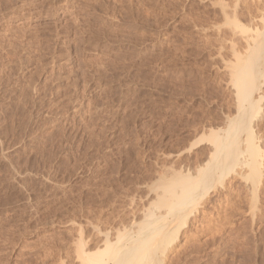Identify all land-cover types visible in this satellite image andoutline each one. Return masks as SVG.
<instances>
[{
	"label": "rangeland",
	"instance_id": "obj_1",
	"mask_svg": "<svg viewBox=\"0 0 264 264\" xmlns=\"http://www.w3.org/2000/svg\"><path fill=\"white\" fill-rule=\"evenodd\" d=\"M209 1L0 0V264H78L205 159L236 113ZM219 185L166 264H264V183Z\"/></svg>",
	"mask_w": 264,
	"mask_h": 264
},
{
	"label": "bare ground",
	"instance_id": "obj_2",
	"mask_svg": "<svg viewBox=\"0 0 264 264\" xmlns=\"http://www.w3.org/2000/svg\"><path fill=\"white\" fill-rule=\"evenodd\" d=\"M209 2L217 9L211 13L205 10V25L209 27L212 22L214 25L220 18L227 25L225 29L220 24V27H211L217 28L212 32V36L216 32L215 42L220 46L217 57L221 56L223 68L230 70L228 88L234 94L236 113L224 116V127L210 129L205 140L211 148L205 159L198 160V166L186 170L180 166L179 170L169 169L160 176L158 185L155 184L158 187H153L154 197L147 208L144 206L140 222L127 226L123 222L124 227L115 234L114 231L110 234V230L104 232L103 248L95 251L92 246L87 247L83 238L78 241L75 258L78 264H164L175 253V245L186 235L185 230L197 225L205 214L209 197L219 184L230 189L232 180L238 178L244 184H251L253 191L261 190L264 122L257 119L264 111V0ZM208 27L205 32L209 34ZM206 41L210 44L209 37Z\"/></svg>",
	"mask_w": 264,
	"mask_h": 264
}]
</instances>
